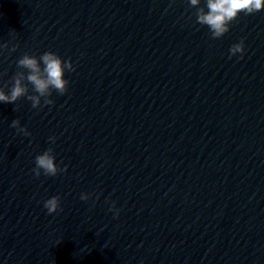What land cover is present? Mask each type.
I'll return each instance as SVG.
<instances>
[{
  "label": "clouds",
  "instance_id": "obj_1",
  "mask_svg": "<svg viewBox=\"0 0 264 264\" xmlns=\"http://www.w3.org/2000/svg\"><path fill=\"white\" fill-rule=\"evenodd\" d=\"M191 7L196 8V23L207 26L211 37L219 39L223 37L229 30L231 23L236 20L241 12L245 15H253L264 10V0H204L201 6V0H188ZM19 47L18 44L13 45L10 49L8 44H0V49H9L15 52ZM245 45L243 39L239 43H235L229 49V57L240 54L243 58ZM17 71L11 80L3 86H0V102L15 104L20 98L26 97L31 101L33 108L41 107L43 98L44 105H52L54 101L50 99L53 91L64 95L69 86V81L65 79V72L75 71V67L71 60H63L58 54L47 51L39 57L23 54L17 60ZM29 85H31V93ZM8 89L6 92L5 89ZM11 127L25 136L31 135L26 127L20 126L18 119L13 120ZM56 137H49L50 143H55ZM67 171V166L60 168L55 162L53 149L48 148L42 154L35 158V167L32 172L36 177L41 175L56 176L59 172ZM81 200H88L89 194L82 193ZM44 208L49 215L56 213L60 209V197L53 196L44 201ZM110 211H114L116 215L119 210L115 208L113 202Z\"/></svg>",
  "mask_w": 264,
  "mask_h": 264
}]
</instances>
